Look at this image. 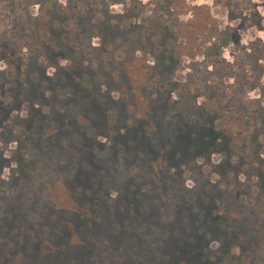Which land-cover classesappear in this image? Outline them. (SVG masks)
Returning a JSON list of instances; mask_svg holds the SVG:
<instances>
[{"label":"rangeland","instance_id":"1","mask_svg":"<svg viewBox=\"0 0 264 264\" xmlns=\"http://www.w3.org/2000/svg\"><path fill=\"white\" fill-rule=\"evenodd\" d=\"M264 264V0H0V264Z\"/></svg>","mask_w":264,"mask_h":264},{"label":"trees","instance_id":"2","mask_svg":"<svg viewBox=\"0 0 264 264\" xmlns=\"http://www.w3.org/2000/svg\"><path fill=\"white\" fill-rule=\"evenodd\" d=\"M206 254H207V257H205L206 260H210V261H212V262L215 261V263H217V264H223V263L225 262V259L219 257L220 255H218V256H212V257H211V256H210L211 253H209V251H206V252H205V255H206Z\"/></svg>","mask_w":264,"mask_h":264}]
</instances>
